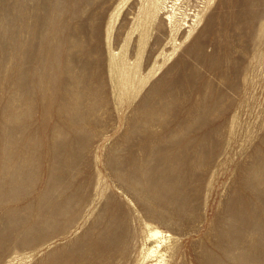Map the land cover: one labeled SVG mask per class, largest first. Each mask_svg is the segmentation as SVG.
Here are the masks:
<instances>
[{"label": "rangeland", "instance_id": "374dc122", "mask_svg": "<svg viewBox=\"0 0 264 264\" xmlns=\"http://www.w3.org/2000/svg\"><path fill=\"white\" fill-rule=\"evenodd\" d=\"M154 229L264 264V0H0V264H153Z\"/></svg>", "mask_w": 264, "mask_h": 264}, {"label": "bare ground", "instance_id": "6f19581e", "mask_svg": "<svg viewBox=\"0 0 264 264\" xmlns=\"http://www.w3.org/2000/svg\"><path fill=\"white\" fill-rule=\"evenodd\" d=\"M145 240H152L153 244L145 249V252H143L142 259L154 260L153 264H165L164 253L160 250L162 245L166 241L162 231L158 229L149 230L148 234L145 237Z\"/></svg>", "mask_w": 264, "mask_h": 264}]
</instances>
